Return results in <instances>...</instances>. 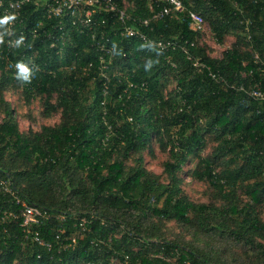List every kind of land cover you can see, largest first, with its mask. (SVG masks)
<instances>
[{"label": "trees", "instance_id": "16d2710c", "mask_svg": "<svg viewBox=\"0 0 264 264\" xmlns=\"http://www.w3.org/2000/svg\"><path fill=\"white\" fill-rule=\"evenodd\" d=\"M125 1L132 17L150 16L149 4L156 8L152 0ZM182 1V13L153 24L152 36L176 43L166 50L119 35L120 23L110 18L92 40L64 17L60 37L57 19L36 4L22 9L12 37L9 20L0 23V180L20 198L63 215L33 227L52 243L47 250L7 215L19 207L0 187V264H225L218 253L167 239L153 218L230 237L264 264V101L247 93L264 92V0ZM188 10L203 16L218 44L234 36L220 57L198 43ZM6 15L0 9V18ZM105 39L113 50L106 87L95 70L101 51L94 44ZM10 87L27 101L40 97L42 114L59 112V122L21 132L4 98ZM209 139L216 144L203 156ZM154 141L167 152L163 181L145 168L144 152ZM189 159L196 160L191 175L208 182L221 205L195 203L184 193L181 172ZM58 233L63 244L71 235L77 241L58 251Z\"/></svg>", "mask_w": 264, "mask_h": 264}, {"label": "built area", "instance_id": "2783aa9c", "mask_svg": "<svg viewBox=\"0 0 264 264\" xmlns=\"http://www.w3.org/2000/svg\"><path fill=\"white\" fill-rule=\"evenodd\" d=\"M152 3L156 5V8H152V4L149 7L152 11L148 17H132L126 12V1L125 0H0V9L3 14L15 15L14 20H9L6 35L12 37L11 26L14 22H20L22 16V9L29 4L40 5L42 8L43 16L48 19H57L55 28L60 31V37L64 36L62 24L63 18L69 17L71 25L74 26L78 31L80 28H85L90 33L92 40H95V31L98 27L103 25L108 18L113 21H118L120 27L118 28L119 35L123 37H135L143 44L150 45L157 50H166L174 48L176 43L172 40H161V38L152 36L153 24L158 22L164 16H177L182 13L185 9L182 0H152ZM187 18L189 21V28L196 32H202L205 28V20L203 16L194 11L188 10ZM103 27V26H102ZM103 32V28L101 30ZM23 31H21V34ZM105 39L103 42L97 40L94 42L95 47L101 51L99 55L98 63L96 64L95 70L99 76L103 78V85L106 87V80L108 79V65L113 55L111 45H106ZM14 38L9 40V43L14 42ZM186 58L192 60L189 53L186 52ZM89 66L91 63L88 64ZM193 65L201 67L202 63L197 60H193ZM207 75L215 80L221 78L214 72L207 68ZM222 80V79H221ZM242 89V87H241ZM250 96L264 101V92L258 88L248 90ZM0 187L3 192L9 193L15 200V205L19 207V211H9L7 215L12 218L19 220V227L26 235H30L32 241L38 245L45 247L47 250H51L53 245L49 241H45L41 238L39 232L33 229L34 226L42 224L44 221L54 217L55 219H62V214H54L47 208L38 206L33 203H29L23 198H20L15 194V191L10 186V182L5 179L0 180ZM86 219L84 217L79 218L78 225L81 226L82 230L85 228ZM62 232V230H60ZM60 234L56 235V246L58 251L65 249L68 246H74L77 238L71 235L67 238L68 243L63 244L60 242Z\"/></svg>", "mask_w": 264, "mask_h": 264}, {"label": "rangeland", "instance_id": "374dc122", "mask_svg": "<svg viewBox=\"0 0 264 264\" xmlns=\"http://www.w3.org/2000/svg\"><path fill=\"white\" fill-rule=\"evenodd\" d=\"M204 30L200 33L198 43L204 47L206 52L212 57H220L222 51L228 47L233 41L234 36L228 35L224 43L218 44L210 31L209 25L205 20ZM173 85L171 84L170 87ZM4 98L13 108L18 128L21 132H35L41 129L42 125H55L59 122L60 113L54 112L50 116L42 114V100L36 97L27 101L23 98L20 88L10 87L4 92ZM3 114L0 109V121ZM216 142L209 139L206 147L202 151V155L210 154ZM152 152H144L145 168L159 175L160 180L165 177L162 174L163 162L167 159V152L161 151L157 143H152ZM195 159H189L182 168L181 177L183 179L182 188L188 198L195 203H211L213 205H221L222 201L218 198L214 188L205 180H198L191 175L195 166ZM216 168L215 171H218ZM239 193V191H238ZM244 201L246 200L243 197ZM263 217L264 214L261 213ZM150 223H155L167 239H174L179 242H192L195 246L201 247L210 253H218L225 264H256L259 261L257 255L247 247H242L233 242L230 237H214L212 235H204L195 229L184 226L174 220H157L153 218ZM250 254V256H249ZM258 257V258H256ZM117 263L116 258H112ZM123 264H129L124 261Z\"/></svg>", "mask_w": 264, "mask_h": 264}, {"label": "clouds", "instance_id": "9594fccd", "mask_svg": "<svg viewBox=\"0 0 264 264\" xmlns=\"http://www.w3.org/2000/svg\"><path fill=\"white\" fill-rule=\"evenodd\" d=\"M15 18H16L15 15H6L3 18H0V23H6L8 20H14ZM17 66L24 73H27L29 71V69L23 64H18Z\"/></svg>", "mask_w": 264, "mask_h": 264}]
</instances>
